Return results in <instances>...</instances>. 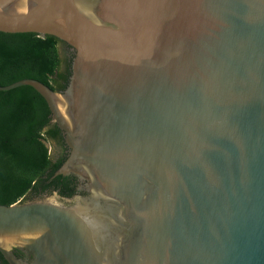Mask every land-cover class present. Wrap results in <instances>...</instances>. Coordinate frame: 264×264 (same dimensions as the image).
<instances>
[{
  "label": "water",
  "instance_id": "obj_1",
  "mask_svg": "<svg viewBox=\"0 0 264 264\" xmlns=\"http://www.w3.org/2000/svg\"><path fill=\"white\" fill-rule=\"evenodd\" d=\"M75 50L35 89L89 200L0 204L8 264H264V0H0Z\"/></svg>",
  "mask_w": 264,
  "mask_h": 264
},
{
  "label": "trees",
  "instance_id": "obj_2",
  "mask_svg": "<svg viewBox=\"0 0 264 264\" xmlns=\"http://www.w3.org/2000/svg\"><path fill=\"white\" fill-rule=\"evenodd\" d=\"M61 42L50 35L0 31V85L28 77L52 90L63 88L68 67L60 72ZM49 115L46 101L31 86L0 90V204L25 201L39 192H73L71 177H52L63 158L53 163L49 154L50 138L59 133L50 127ZM0 264H8L1 253Z\"/></svg>",
  "mask_w": 264,
  "mask_h": 264
},
{
  "label": "flooded vegetation",
  "instance_id": "obj_3",
  "mask_svg": "<svg viewBox=\"0 0 264 264\" xmlns=\"http://www.w3.org/2000/svg\"><path fill=\"white\" fill-rule=\"evenodd\" d=\"M59 54H60V58L62 60V62L60 64V72L65 71L68 67V70L66 72L67 80H66V82L61 81L62 85H64L63 88H58L57 90H54V91H56L57 93H64L68 89L70 82H71V77L73 74L72 63H73V59L75 56V50L70 45H68L64 42H61L59 44ZM49 117H50V120H49L50 127L56 126L59 129L58 136L56 138H50V141L48 143L50 145V147H52L49 150L50 157H51L53 163L56 162L57 160L63 158L60 165L53 171L52 177H55V176H58V174L57 175L55 174V171L59 167H61L69 158L70 147L66 142L64 132L52 120L51 113H50ZM59 175L71 177V186L73 187V192L71 194H69L68 196H66V195L61 196L57 190H54L51 192H39V193L28 195L25 201L39 199L45 195H49L53 192H56V196L58 197V199L61 200L62 202H64V204H66V205H73L76 203L77 200H79V202L81 204L88 202L89 195L77 177H75L74 175H72L70 173H66V174L62 173Z\"/></svg>",
  "mask_w": 264,
  "mask_h": 264
},
{
  "label": "rangeland",
  "instance_id": "obj_4",
  "mask_svg": "<svg viewBox=\"0 0 264 264\" xmlns=\"http://www.w3.org/2000/svg\"><path fill=\"white\" fill-rule=\"evenodd\" d=\"M48 148H49V150H50L52 147H50V145L48 144Z\"/></svg>",
  "mask_w": 264,
  "mask_h": 264
}]
</instances>
